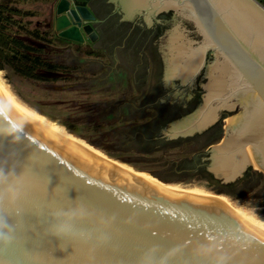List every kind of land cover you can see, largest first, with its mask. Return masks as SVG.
Masks as SVG:
<instances>
[{
	"label": "water",
	"instance_id": "95a60500",
	"mask_svg": "<svg viewBox=\"0 0 264 264\" xmlns=\"http://www.w3.org/2000/svg\"><path fill=\"white\" fill-rule=\"evenodd\" d=\"M127 13L175 10L204 36L200 52L183 45L170 71L189 78L215 51L238 78L229 96L217 77L204 101L171 121L162 138L202 132L231 98L246 109L232 132L209 146L202 161L222 183L254 163L264 172V5L258 0H120ZM71 0L54 4L55 37L85 44L83 20L93 15ZM83 30V31H82ZM198 59H201V64ZM198 61V64H195ZM232 89V88H230ZM237 127V128H236ZM0 264H264V235L228 207L199 197L169 195L136 175L81 157L18 118L0 99Z\"/></svg>",
	"mask_w": 264,
	"mask_h": 264
},
{
	"label": "trees",
	"instance_id": "16d2710c",
	"mask_svg": "<svg viewBox=\"0 0 264 264\" xmlns=\"http://www.w3.org/2000/svg\"><path fill=\"white\" fill-rule=\"evenodd\" d=\"M264 5V1H261ZM55 0H0V70L46 85L51 91L71 87L105 98L81 100L72 105L78 113L69 133L83 124L90 135H75L90 146L137 167L151 178L165 182L202 179L214 190L240 198L262 183V174L252 170L232 183H221L202 162L207 146L221 135L211 132L173 139L162 138V129L187 109L160 103L149 83L129 68L104 64L98 57L87 58L81 45L67 47L55 37L52 15ZM56 42L63 47L58 48ZM125 96V99L116 98Z\"/></svg>",
	"mask_w": 264,
	"mask_h": 264
},
{
	"label": "flooded vegetation",
	"instance_id": "af4514ba",
	"mask_svg": "<svg viewBox=\"0 0 264 264\" xmlns=\"http://www.w3.org/2000/svg\"><path fill=\"white\" fill-rule=\"evenodd\" d=\"M76 5H85L93 15L92 19L83 20L81 26V29L85 26L91 28L87 33L82 30L85 44L81 46L85 55L88 58L104 55L110 61L115 60L114 67L132 69L134 75L144 72L141 80L149 83L157 102L176 104L181 109L188 110L181 117L193 112L204 101L216 77L226 96L233 91V86L238 85V78L234 76L236 73L229 65L221 73L216 71V67L222 65L223 61L217 58L215 51L207 53L202 68L192 70L189 78L183 79L182 76L171 73V63L183 45L200 52L204 41L197 25L181 12L171 9L152 14L147 12V8L141 7L129 15L120 0H71L70 7ZM54 13L53 11L52 19ZM74 45L76 44L67 43L68 48ZM198 61L201 64V59ZM231 100L233 108H223L214 123L196 133L210 131L214 137L218 134V126H221L222 135L207 147L218 143L227 134L237 137L235 135L239 131L237 129L232 132L233 126L239 121L244 109L246 116L250 117L257 106L254 98H245L244 92H238ZM229 119L233 120L227 122ZM253 168L249 166L237 180L247 176ZM259 173L262 176L264 174L263 171ZM219 182L222 183L221 180Z\"/></svg>",
	"mask_w": 264,
	"mask_h": 264
},
{
	"label": "rangeland",
	"instance_id": "374dc122",
	"mask_svg": "<svg viewBox=\"0 0 264 264\" xmlns=\"http://www.w3.org/2000/svg\"><path fill=\"white\" fill-rule=\"evenodd\" d=\"M56 44L58 48L63 47L59 42H56ZM81 56L87 57L83 53ZM98 59L106 65L113 60H108V58L104 55L99 56ZM113 61L115 62V60ZM0 79L11 97L18 104L22 105L23 107L45 119L46 121L54 124L72 137L78 139L86 145H89L87 142H84L80 140V138L75 136L82 134H91V132L87 130L85 125L78 124L77 128L72 130L74 132V135L67 131V129L70 130L67 124L73 123V120L78 116V113L72 104L81 100H87V102H90L92 100L102 99L105 98L104 95H98L96 93L92 94L91 92L84 93L71 89V87H63L64 89H61L59 91H51L47 89L45 84L36 80L23 78L15 74L10 68L6 70H0ZM115 97L120 99L126 98L122 95H116ZM238 114L239 112L237 113V115ZM231 120L232 119H230L228 122H230ZM94 149L98 150L109 158L120 162L119 160L103 152L102 150L97 148ZM123 165L128 167L139 176L147 177L153 181L155 180L133 165L125 163ZM253 169L257 170L258 172H262L259 168ZM155 181L171 183L182 189L200 190L211 195H222L230 203L245 211L252 218L264 222V174L262 176V183L259 185V187L240 198L225 193H219L213 189V184H210L209 182L202 179H192L179 182H165L160 180Z\"/></svg>",
	"mask_w": 264,
	"mask_h": 264
},
{
	"label": "bare ground",
	"instance_id": "6f19581e",
	"mask_svg": "<svg viewBox=\"0 0 264 264\" xmlns=\"http://www.w3.org/2000/svg\"><path fill=\"white\" fill-rule=\"evenodd\" d=\"M0 99L5 103V105L8 108H10L14 112V114L18 118L24 121L32 129L39 132L41 135L45 136L46 138H49V140L67 148L71 152L81 157H85V158L90 157L92 160L98 161L100 163L109 164V166L117 168L123 173L139 176L135 172L130 170L128 167L121 164L120 162L113 160L108 156L102 154L98 150L94 149L93 147L86 145L85 143L79 141L78 139L72 137L65 131L61 130L54 124L46 121L45 119L29 111L22 105L18 104L16 101H14V99L11 97L5 86L2 84L1 79H0ZM254 166L255 168H258L257 164L255 163ZM140 177L144 178L145 180L156 186L158 189L162 190L163 192L169 195L184 196V197H199V198H204L207 200L218 202L228 207L238 217H240L252 228H254L257 232L264 235V222L252 218L245 211L230 203L222 195H211L208 193H204L200 190L182 189L171 183L157 182L155 180L153 181L144 176H140Z\"/></svg>",
	"mask_w": 264,
	"mask_h": 264
},
{
	"label": "crops",
	"instance_id": "0c3cea01",
	"mask_svg": "<svg viewBox=\"0 0 264 264\" xmlns=\"http://www.w3.org/2000/svg\"><path fill=\"white\" fill-rule=\"evenodd\" d=\"M259 2H261V1H264V0H258Z\"/></svg>",
	"mask_w": 264,
	"mask_h": 264
}]
</instances>
